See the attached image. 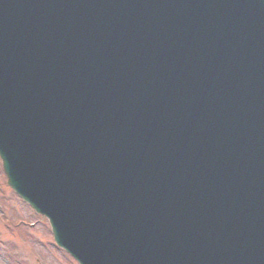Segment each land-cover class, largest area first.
Wrapping results in <instances>:
<instances>
[{
  "label": "water",
  "instance_id": "1",
  "mask_svg": "<svg viewBox=\"0 0 264 264\" xmlns=\"http://www.w3.org/2000/svg\"><path fill=\"white\" fill-rule=\"evenodd\" d=\"M0 157L79 264H264V0H0Z\"/></svg>",
  "mask_w": 264,
  "mask_h": 264
},
{
  "label": "rangeland",
  "instance_id": "2",
  "mask_svg": "<svg viewBox=\"0 0 264 264\" xmlns=\"http://www.w3.org/2000/svg\"><path fill=\"white\" fill-rule=\"evenodd\" d=\"M0 264H76L55 246L47 221L6 185L1 163Z\"/></svg>",
  "mask_w": 264,
  "mask_h": 264
}]
</instances>
